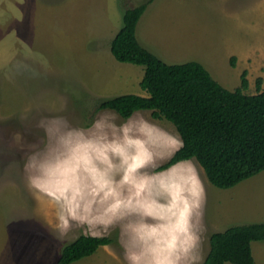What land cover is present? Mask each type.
<instances>
[{
    "label": "rangeland",
    "instance_id": "1",
    "mask_svg": "<svg viewBox=\"0 0 264 264\" xmlns=\"http://www.w3.org/2000/svg\"><path fill=\"white\" fill-rule=\"evenodd\" d=\"M145 1L136 36L161 60L198 61L229 90L240 86L244 70V93L257 92L258 77L264 86V0H0V264H55L79 235L112 241L70 264H129L125 244L139 245L122 226L146 224L150 217H163L152 226L169 233L181 222L190 225L199 239L189 255L203 264L212 233L264 222V170L218 188L195 159L159 169L181 146L171 122L150 110L124 119L98 109L107 98L147 95L140 87L144 66L116 60L109 48L124 9ZM102 115L117 125L130 118L137 126L143 120L150 125L139 146L147 160L137 175L150 178L142 207L113 216L111 224H105L109 209L130 195L128 186L117 189L85 148L73 144L47 155L49 175L26 167L33 153L48 154L55 125L93 136V121ZM159 207L175 210L174 216L156 214ZM65 218L70 226L62 231ZM251 250L255 264H264V240L252 241Z\"/></svg>",
    "mask_w": 264,
    "mask_h": 264
},
{
    "label": "trees",
    "instance_id": "2",
    "mask_svg": "<svg viewBox=\"0 0 264 264\" xmlns=\"http://www.w3.org/2000/svg\"><path fill=\"white\" fill-rule=\"evenodd\" d=\"M149 1L124 9L122 24L110 41L116 60L144 66L140 87L146 96L127 93L100 101L122 118L150 110L157 119L171 122L181 146L159 169L195 159L208 181L230 188L264 170V86L256 79V93L248 88L246 70L240 86L229 90L198 61L169 64L141 45L137 23ZM234 58L231 59V64ZM264 240V222L245 223L214 232L203 264H255L251 242ZM108 236L79 235L66 244L55 264H70L111 243Z\"/></svg>",
    "mask_w": 264,
    "mask_h": 264
},
{
    "label": "clouds",
    "instance_id": "3",
    "mask_svg": "<svg viewBox=\"0 0 264 264\" xmlns=\"http://www.w3.org/2000/svg\"><path fill=\"white\" fill-rule=\"evenodd\" d=\"M63 123L67 124V121ZM145 126H150L147 120H143L137 126L130 118L117 125L102 115L93 121L92 129L95 130V134L86 136L80 129L61 131L60 125L57 124L51 129L55 132V136L49 146L48 154L41 158L33 153L26 167L36 166L42 175H49L52 173V168L47 163V155L60 152L73 144L85 148L92 159L101 165L103 175L108 181L114 182L117 189L124 185L128 186L130 195L117 199L109 209L110 215L105 224H111L113 216L137 212L142 207L141 193L147 191L146 186L150 180L144 175H137V170L147 160V157H142L139 151V146L146 143L143 134ZM46 131L49 129L46 128ZM117 174L119 179H115ZM133 197L136 199L134 200ZM118 208L124 211L117 212ZM71 219L77 217L72 216ZM69 226L68 219H63L61 230L66 231ZM122 231L127 232L131 241L139 245L129 248L128 244H125L129 264H198V258L189 255L199 239L191 231L190 225L181 222L178 231L169 233L144 223L129 222L122 226Z\"/></svg>",
    "mask_w": 264,
    "mask_h": 264
},
{
    "label": "bare ground",
    "instance_id": "4",
    "mask_svg": "<svg viewBox=\"0 0 264 264\" xmlns=\"http://www.w3.org/2000/svg\"><path fill=\"white\" fill-rule=\"evenodd\" d=\"M51 179V178H50ZM70 180V179H69ZM156 181V180H155ZM64 197V196H63ZM148 201H149V203H155V204H157L158 202H159V200H157L156 199V201L157 202H155V199H154V201L152 202H150V200L148 199ZM161 202V201H160ZM166 203H168V200H167V202L165 201V205H166ZM155 204H153L152 205V207L153 208H157V205H155ZM167 208H169V207H167ZM177 210V209H176ZM158 211H160V212H163L164 214H166V216H170L171 215V217H173L174 216V211L172 212V211H169L168 209H165V208H161V207H159L158 208V210L157 211H155V213L157 214V212ZM157 219H158V221L157 220H155V218L154 217H150L149 218V220L147 221L146 219H144L143 221L146 223V225H148V223H150V225L149 226H152L153 224H156V223H159V221H163V217H157ZM175 227V226H174Z\"/></svg>",
    "mask_w": 264,
    "mask_h": 264
}]
</instances>
